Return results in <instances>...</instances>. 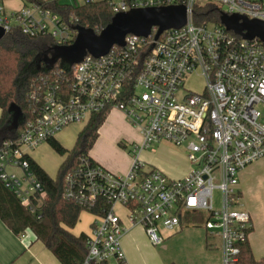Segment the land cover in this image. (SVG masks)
I'll return each instance as SVG.
<instances>
[{
    "label": "built area",
    "instance_id": "built-area-1",
    "mask_svg": "<svg viewBox=\"0 0 264 264\" xmlns=\"http://www.w3.org/2000/svg\"><path fill=\"white\" fill-rule=\"evenodd\" d=\"M106 1L114 14L181 5L186 21L157 38V27L147 37L127 34L123 46H113L103 56L86 54L69 72L43 77L31 92L36 114L24 121L19 138L0 146V180L23 206L36 211L45 191L24 158L28 150L68 124L120 111L140 134L128 151L129 171L113 173L82 159L64 177L63 197L100 213L87 233L79 264H125L120 245L125 223L140 225L155 246L179 232L186 217L194 226L201 213L207 247L219 251L220 264H233L251 229L250 215L239 202V173L264 157V42L245 39L221 23L195 24L192 11L196 4L211 2L225 7L220 8L225 14L264 22V0ZM73 27L40 5L8 10L0 0L5 34L17 29L28 36L50 35L55 45H67L76 36ZM193 73L203 79L200 93L184 89ZM163 141L185 144L191 168L183 177L147 168L142 155ZM215 189L220 192L217 208ZM216 236L219 242L208 239Z\"/></svg>",
    "mask_w": 264,
    "mask_h": 264
},
{
    "label": "trees",
    "instance_id": "trees-1",
    "mask_svg": "<svg viewBox=\"0 0 264 264\" xmlns=\"http://www.w3.org/2000/svg\"><path fill=\"white\" fill-rule=\"evenodd\" d=\"M20 1L22 4H36L49 9L71 26L79 25L96 32L114 15L106 0H84L81 4L63 3L59 0ZM220 12L221 9L214 3L204 2L194 6L192 15L195 24L220 23ZM54 46V39L50 35L28 36L17 29L8 31L0 40V146L6 139L19 138L23 126L22 123L15 130L6 129L11 116L10 103L20 107L26 121L36 114L37 105L31 92L41 83L42 78L54 74L57 70L69 72L70 65L66 62L61 64L59 59L51 67H46L43 58L53 55ZM107 114L103 112L92 115L83 124L70 149L64 148L54 138L46 141L62 157L54 177L29 155H24L30 172L45 191L44 200L36 211L31 212L23 206L15 193L0 180V220L15 234L31 230L35 238L40 240L61 264H79L83 261L87 233L74 234L71 229L78 222L80 214L88 211L80 204L63 197L64 177L82 159L89 163L94 162L89 152ZM31 201L37 203L35 198ZM89 212L97 216L100 214L92 208ZM239 248L237 260L233 264H264V257L258 260L253 257L247 239L239 244Z\"/></svg>",
    "mask_w": 264,
    "mask_h": 264
},
{
    "label": "crops",
    "instance_id": "crops-1",
    "mask_svg": "<svg viewBox=\"0 0 264 264\" xmlns=\"http://www.w3.org/2000/svg\"><path fill=\"white\" fill-rule=\"evenodd\" d=\"M18 1L19 3L16 6L17 8L22 5V2L20 0ZM59 1L66 3L63 0ZM10 8L9 10H12ZM110 113H114V117L111 118L118 120L119 124H117L115 129H110L107 127V125H104L106 119L104 120L102 126L99 129L98 137L91 148L89 155L95 163L104 167L105 169L113 173L123 174L128 172L131 167V157L126 151H122V149L118 147V141L121 137H126L127 139L129 136L133 137V129L126 122L124 115L120 111L113 110ZM112 130L113 132L110 134ZM172 147L173 146L167 149L162 144H159V146L156 147V152L163 153L166 150L170 151L173 155H175L178 162L155 161V165L156 168L161 170L168 177L181 178L188 172L189 168L186 157V148L180 147L182 150H179V148L175 146L173 148ZM113 153H115V155ZM245 168L239 173L238 186H240L242 172L245 170ZM16 170L19 169H14L15 173ZM260 189L262 193L259 196V201L257 203L251 204L249 207H245V211L249 213L251 221V229L248 233L247 241L249 243L253 257L257 260L264 257V179L263 184L261 183ZM239 190L241 191V189ZM125 224L127 225V230L120 238V245L124 254L125 264H189L187 261L181 260L175 263V260H171L174 258L162 257L159 251L163 248H161L159 245H152L144 229L140 225H130L128 223ZM73 233L76 234L75 232ZM173 235L167 236L166 239L161 243L163 244L166 242L165 245H163L164 249L170 244L171 241H169V239ZM200 239L202 242V236H200ZM203 241L204 244H201L200 249L202 250V253L206 250L204 248H208L205 237ZM203 245H205V247ZM197 262H199L198 264H209L205 263V261L202 259V255L201 259H199ZM0 264L61 263L40 240L35 238V235L31 230L27 229L21 234H15L0 220Z\"/></svg>",
    "mask_w": 264,
    "mask_h": 264
},
{
    "label": "rangeland",
    "instance_id": "rangeland-1",
    "mask_svg": "<svg viewBox=\"0 0 264 264\" xmlns=\"http://www.w3.org/2000/svg\"><path fill=\"white\" fill-rule=\"evenodd\" d=\"M66 3H76L81 4L84 0H63ZM91 1H98V0H91ZM18 0H6L5 6L7 9H15L18 5ZM222 10H225V7H220ZM184 89L186 91H194L196 93H200L203 90V79L199 75V73H193L190 75L184 84ZM264 116V111H263ZM106 120L104 125H107L110 129L116 128L118 123V120H114V113H108L106 116ZM264 121V120H263ZM127 122V121H126ZM128 123V122H127ZM129 124V123H128ZM130 125V124H129ZM83 124L81 123H71L66 126H64L60 131H57L54 135V139L57 140L64 148L70 149L72 148L76 136L78 132L81 130ZM131 126V125H130ZM133 129L132 136H129L127 139L126 137H121L118 141V147L122 149V151H126L128 153L130 146L132 143H137L140 141L139 137L140 134L138 130L131 126ZM109 129V130H110ZM113 130L110 134H112ZM106 137V136H105ZM163 145L165 148L169 149L171 146L174 147V145L170 144L169 142H161L160 145ZM159 146V144H153L150 147V151H146V153L143 155V160H145L148 163L147 168H156L155 161H163V162H178L175 155H173L170 151H165L163 153H157L156 147ZM185 144H183L180 147L184 148ZM110 147V145H109ZM172 147V148H173ZM176 147V146H175ZM179 148V150H182V148ZM115 155V153H113ZM28 155L35 160L50 176L54 177L56 175L58 166L60 165L62 161V157L47 143L44 142L37 147L28 150ZM158 159V160H157ZM188 163V170L191 168L190 162L187 160ZM158 169V168H157ZM16 173L18 176H22V173L19 170H16ZM264 179V158L257 162H252L249 165L246 166L245 170L242 172L241 176V183L240 186H238V190L241 189L240 193V204L242 208L249 207L253 203H257L259 201V196L261 195L262 191L260 189L261 183L263 184ZM218 180L215 181L217 183ZM214 196V206L217 208L220 204V192L219 190L215 189L213 191ZM99 217L97 215H93L89 211H83L78 219V222L74 226V228L71 229V232H75L76 234H79L80 232L89 233L91 229V224L97 220ZM190 219L189 217H186L183 229L180 232H177L172 237H170L169 241L170 244L164 249V246L166 242L159 245L161 249L160 255L162 257H169L174 258L171 259L175 263L177 261H187L189 264H198L197 262L199 259H202L205 261V263L209 264H220V258H219V251L217 249H206L203 253L201 249V244H204V237L205 232L202 229V224L204 221V214L201 213L199 216H196L193 220L195 221L194 226H190L187 224V220ZM200 236H202V242L200 239ZM211 241H217L219 242L217 236L214 238L208 237ZM218 245V243H216ZM205 247V245H203ZM177 264V263H176Z\"/></svg>",
    "mask_w": 264,
    "mask_h": 264
},
{
    "label": "water",
    "instance_id": "water-1",
    "mask_svg": "<svg viewBox=\"0 0 264 264\" xmlns=\"http://www.w3.org/2000/svg\"><path fill=\"white\" fill-rule=\"evenodd\" d=\"M220 23L226 30L241 35L245 39L259 38L264 42V22L250 20L237 14L220 13ZM186 21V9L181 5L134 8L115 13L110 21L98 32L91 28L76 25V36L72 43L55 45L51 57H44L46 67H51L56 60L70 66L79 62L83 56L94 57L105 55L113 46H123L127 34L147 37L152 27H157L155 38L166 29L179 28ZM5 32L0 28V40ZM11 116L6 129L11 131L24 123L23 112L18 105L10 103Z\"/></svg>",
    "mask_w": 264,
    "mask_h": 264
}]
</instances>
